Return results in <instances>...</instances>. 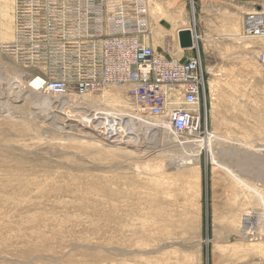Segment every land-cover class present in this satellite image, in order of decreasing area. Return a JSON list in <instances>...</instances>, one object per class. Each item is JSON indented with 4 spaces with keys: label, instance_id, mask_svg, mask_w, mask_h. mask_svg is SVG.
<instances>
[{
    "label": "rangeland",
    "instance_id": "rangeland-1",
    "mask_svg": "<svg viewBox=\"0 0 264 264\" xmlns=\"http://www.w3.org/2000/svg\"><path fill=\"white\" fill-rule=\"evenodd\" d=\"M137 1L153 42L176 44L181 29L198 36L207 85L194 139L211 151L164 130L122 86L69 98L90 118L102 113L96 124L44 120L43 96L24 80L32 68L1 48L13 0H0V264H264L261 229H242L245 213L264 212V39L242 37L254 4ZM112 119L120 130L108 135Z\"/></svg>",
    "mask_w": 264,
    "mask_h": 264
},
{
    "label": "built area",
    "instance_id": "built-area-1",
    "mask_svg": "<svg viewBox=\"0 0 264 264\" xmlns=\"http://www.w3.org/2000/svg\"><path fill=\"white\" fill-rule=\"evenodd\" d=\"M143 16L137 0H13L12 40L1 48L32 68L24 80L30 85L39 77L32 88L38 94L80 98L122 86L134 107L175 135L197 136L207 85L198 36L192 29L193 45L185 50L192 57H164L154 51ZM242 37L264 39V3L245 15ZM258 61L264 66V52ZM242 229L250 238L261 229L264 238V212L245 213Z\"/></svg>",
    "mask_w": 264,
    "mask_h": 264
},
{
    "label": "bare ground",
    "instance_id": "bare-ground-1",
    "mask_svg": "<svg viewBox=\"0 0 264 264\" xmlns=\"http://www.w3.org/2000/svg\"><path fill=\"white\" fill-rule=\"evenodd\" d=\"M191 31H192V29H191ZM192 33H194V32H192ZM177 41H178V39H177ZM180 48V47H179ZM181 51H185V50H183V49H180ZM39 82H40V78L39 77H37L36 79H34L32 82H31V84L29 85V83H28V81H27V86H28V88L27 89H29V90H32V88H36L37 86H38V84H39ZM14 83V82H13ZM20 84V83H19ZM24 84V83H23ZM17 85V84H16ZM20 86V85H19ZM23 86V85H22ZM18 90L20 89V90H26V88H24V86H23V88L21 89L20 87H16ZM14 90V89H13ZM33 92H34V90H32ZM35 94H37V95H40V96H43V95H41V94H38V93H36V92H34ZM17 94H19V95H21V93H17ZM86 96V95H85ZM47 98V100H48V102H46V100L44 99V98ZM42 98H40V101H41V104L39 105V112H45V114H43V116H44V120H47V121H50V123H54L55 121H57V118H58V120H61V121H65V119L68 117L66 114H68V115H70L73 119H75V120H83V119H90L91 120V122H95L94 124H96L97 122H99V120L101 119V115H103L102 113H97L96 115V119L94 118V117H92V118H90V116L91 115H94V114H92V113H90V114H88L87 113V111L86 110H78L79 108H78V106H74V107H72L73 106V104H70L69 105V102H68V100H69V98L71 99V96H67V97H64L65 99H63L64 100V102L62 103V99H59V98H55L56 100L54 101V102H52L51 101V97H49V96H43ZM82 97H84V96H82ZM81 98V97H80ZM39 102V101H38ZM60 102V103H59ZM71 102H73V101H71ZM55 103H58L57 104V109H54L52 112H55V114H51V113H49V111H47L49 108H51ZM74 103V102H73ZM49 105V106H48ZM83 107V106H82ZM62 108V109H61ZM86 107L84 106V109H85ZM88 109V108H87ZM90 110H91V108H89ZM89 111V110H88ZM91 112H92V110H91ZM40 114V113H39ZM76 114V116H74ZM66 115V116H65ZM106 115V114H105ZM41 116V115H40ZM95 116V115H94ZM100 116V117H99ZM105 117V116H104ZM109 118H110V116H108ZM107 117V118H108ZM83 118V119H82ZM102 119H103V117H102ZM113 120V119H112ZM111 120V121H112ZM63 121V122H64ZM109 121H110V119H109ZM114 121V120H113ZM161 122V125L163 126L162 128H164V130H167V131H171V129L168 127V125L166 124V122L165 121H163V120H161L160 121ZM67 123V122H66ZM101 123V122H100ZM111 123H113V122H111ZM110 123V124H111ZM100 125V124H99ZM116 125H117V127H119V125L118 124H116L115 123V121H114V123L113 124H111V126L109 125L108 126V135H112L113 133H114V130H116V131H119L118 130V128L116 127ZM102 127V126H101ZM95 129V128H94ZM97 129H101V130H103V134H104V132H105V129L102 127V128H98L97 127ZM112 129V130H111ZM110 130V131H109ZM94 131H96V130H94ZM106 131V132H107ZM105 132V133H106ZM172 132V131H171ZM170 133V132H169ZM173 133V132H172ZM174 134V133H173ZM105 135V134H104ZM108 135H106V136H108ZM120 136V135H119ZM188 138L189 139H187V141H186V143L185 144H190V145H194L195 147L197 146L198 148H203V149H205L206 151H211V143H210V141H204V142H198V141H196L194 138H196V136H188ZM180 145H182V144H180ZM189 145V146H190ZM191 158V156L190 155H188L184 160H182V163L183 164H185V165H193L194 163V160H191L190 159ZM212 164L214 163L216 166H219V164L217 163V162H215L214 161V159L212 158ZM262 163V162H261ZM252 240V239H251ZM250 240V241H251Z\"/></svg>",
    "mask_w": 264,
    "mask_h": 264
},
{
    "label": "crops",
    "instance_id": "crops-1",
    "mask_svg": "<svg viewBox=\"0 0 264 264\" xmlns=\"http://www.w3.org/2000/svg\"><path fill=\"white\" fill-rule=\"evenodd\" d=\"M235 1H237V0H235ZM240 1L256 4L260 0H240ZM151 44L153 45L156 53L164 55L165 57H173V58H176L178 60H186V59L192 57L194 54V53L193 54L192 53L186 54V53H184L185 51H183L182 54H179L178 50L180 51V48L178 45V41L176 44H173L172 41H170L168 43L163 42V44H159V43H157L155 41L153 42L151 40ZM237 206H238L237 208H239V201H238ZM234 211H235V208H233L231 210V212L229 213V216L226 218L227 219L226 221L229 222L230 224L233 221Z\"/></svg>",
    "mask_w": 264,
    "mask_h": 264
},
{
    "label": "water",
    "instance_id": "water-1",
    "mask_svg": "<svg viewBox=\"0 0 264 264\" xmlns=\"http://www.w3.org/2000/svg\"><path fill=\"white\" fill-rule=\"evenodd\" d=\"M178 45L180 49H191L193 45L191 29H181L177 32Z\"/></svg>",
    "mask_w": 264,
    "mask_h": 264
}]
</instances>
